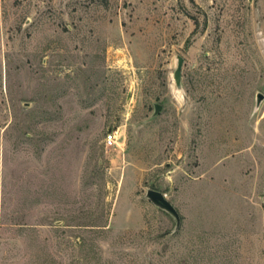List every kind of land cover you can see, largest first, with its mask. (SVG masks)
I'll return each mask as SVG.
<instances>
[{
    "label": "rangeland",
    "instance_id": "1",
    "mask_svg": "<svg viewBox=\"0 0 264 264\" xmlns=\"http://www.w3.org/2000/svg\"><path fill=\"white\" fill-rule=\"evenodd\" d=\"M258 93L264 0H0V264H264Z\"/></svg>",
    "mask_w": 264,
    "mask_h": 264
},
{
    "label": "water",
    "instance_id": "2",
    "mask_svg": "<svg viewBox=\"0 0 264 264\" xmlns=\"http://www.w3.org/2000/svg\"><path fill=\"white\" fill-rule=\"evenodd\" d=\"M183 62H184V58L182 56H179L178 58V66L177 69L175 71V79L178 83V85L180 84V80H181V76H182V66H183ZM264 98V94L263 93H258L257 95V103L259 104L262 99ZM156 108L159 110L160 109V105H157ZM147 197L158 207H160L161 209L167 211L168 213H170L177 221V227H179L180 225V221H181V217L180 214L178 212V210L176 209V207L172 204V202L166 198L165 194L159 190L156 189H148L147 191Z\"/></svg>",
    "mask_w": 264,
    "mask_h": 264
},
{
    "label": "built area",
    "instance_id": "3",
    "mask_svg": "<svg viewBox=\"0 0 264 264\" xmlns=\"http://www.w3.org/2000/svg\"><path fill=\"white\" fill-rule=\"evenodd\" d=\"M105 142L107 143L108 146H112L115 143H117V135L114 132L108 133L107 136L105 137Z\"/></svg>",
    "mask_w": 264,
    "mask_h": 264
}]
</instances>
